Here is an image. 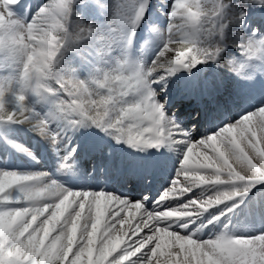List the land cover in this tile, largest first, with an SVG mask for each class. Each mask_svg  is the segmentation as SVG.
I'll return each instance as SVG.
<instances>
[{
  "label": "snow or ice",
  "instance_id": "6c2138e0",
  "mask_svg": "<svg viewBox=\"0 0 264 264\" xmlns=\"http://www.w3.org/2000/svg\"><path fill=\"white\" fill-rule=\"evenodd\" d=\"M74 4L75 0H45L28 20L18 17L14 9L18 7L26 14L30 6L21 0H0V34L23 29V40L11 45L9 60L15 62V51L23 50L29 69V54L43 52L47 62L36 86H32L31 71L20 90L0 81V122L27 124L54 148H66L64 130L51 126V119L59 113L73 128L94 125L117 142L133 147L171 148L182 143L185 150L170 186L152 201L151 209L146 207V193L133 199L103 188H68L46 172L0 168V180L4 181L0 190V264H132L131 258L137 254L143 255L138 264H264V232L241 236L224 232L207 240L192 234L197 226L193 219L201 222L207 210L241 198L264 183V101L239 119L226 117L215 131L199 139L165 110L169 103L168 76L180 68L191 70L198 63L223 60L225 50L199 47L206 19L211 38L226 43V47L232 45L229 40L247 41L248 58L264 57V32L253 33L245 27L248 9L264 11V0H214L210 16L204 13L201 0H174L166 13V29L151 28L160 48L150 63L137 64L128 58V68L92 80L61 72L58 64L63 54L76 46L67 35L63 44L28 39L30 33L39 38V28L45 27L46 19L54 18L58 26L67 28L75 17ZM152 7V0H124L120 35H109L105 48L111 50L117 42L125 48L130 46ZM189 8L198 15L190 24H181L180 13H187ZM183 19L187 21L189 16ZM230 26H240V31L230 34ZM185 30L197 38V46L191 51L176 48L181 42L176 34ZM53 31L49 30V39ZM5 46L0 43V48ZM232 64L231 71L244 67L235 61ZM29 93L56 97L53 114L42 115L30 106L26 102ZM14 147L35 159L24 145L15 143ZM75 151L72 147L65 161ZM163 163L140 164L127 173L126 179L148 183L152 170ZM69 167L67 162L61 165L62 169ZM198 186L215 190L181 203L180 198ZM37 187L44 192L54 190L55 194L35 200L28 190ZM218 219L211 216L208 223Z\"/></svg>",
  "mask_w": 264,
  "mask_h": 264
},
{
  "label": "rangeland",
  "instance_id": "374dc122",
  "mask_svg": "<svg viewBox=\"0 0 264 264\" xmlns=\"http://www.w3.org/2000/svg\"><path fill=\"white\" fill-rule=\"evenodd\" d=\"M44 2L45 0H21L22 4L30 7L26 14L20 9V12L17 13V16L25 17L26 19L30 20L32 13ZM173 2L174 0L167 1V3L169 4L167 11L170 9V5ZM232 2L236 3L237 0H232ZM17 9L18 7L15 8L14 11L16 12ZM74 9V16L77 13L82 14L86 22H93L98 26L99 30H103L105 28L106 23L112 14L111 0H106V6L103 8L97 6V4L93 2V0H88L85 5L75 3ZM255 11L261 14L264 18V11H261L259 8H255ZM168 19L169 18H167L164 26L160 28L166 29ZM246 29L251 32L254 28L246 27ZM238 31H240V26H230L229 28L230 34H234ZM147 35V27H145L141 23V25L136 30L135 37L133 38L130 46L125 48L119 42H117L113 44L111 50L107 52H105L101 48L99 42L81 41L75 47H72L70 50L66 51L63 54V59L60 61V70L65 75H75L80 79H87L91 75H93L97 69L110 67L112 64H114L117 57L127 56L132 61H144L150 63L151 60L155 57L156 52L160 48V41L155 46V48L149 50V48H147L145 45V36ZM233 39H235L234 35ZM222 57V61H208L198 63L196 66L192 67L191 70L180 68L175 73H172V75L174 77L173 80L175 81L179 77L180 79H183V82L179 83L177 89L179 91H183L184 96L188 99L190 98V95H188L190 93H186L185 90L192 77L199 76L205 73L208 74L212 79L213 86L215 85L220 96L219 105H221V108L215 109L217 115L216 117L222 116L223 112H227L228 114H226V117L231 118L233 114H231L232 110L236 109L237 113L238 111H240V108H246L251 105H255L254 107L258 106L259 104L256 103L257 100L264 101V57H254L246 59L242 57L238 49L233 47L232 45H228L226 47L224 53H222ZM233 58H235L238 65H244V67L240 68L239 72L230 71L227 67L222 66L226 62L233 60ZM216 72H220L222 74V82H224L225 85H223L222 82H220V84L217 82ZM14 75L15 68L13 66V62L9 60L7 63L0 64V79H10ZM254 82H258L260 93L257 94L256 92L253 95L247 94V91L252 89V84ZM262 84L263 86L261 87ZM170 89V92L172 94H175L176 86L173 87V84H171ZM202 91H206L207 93H209L207 89H204ZM243 92L246 95V100L244 103L240 104V102H237V99L240 98ZM26 102L30 106H34L36 111L41 113L42 115L50 116L54 112L57 100L56 97L51 95L41 97L29 93L27 95ZM192 104V101L189 102V106H192ZM175 106L176 104L172 102L169 97V103L165 106L167 115L174 116L176 120L180 118L182 123L187 120H191V122L193 123L190 132L193 133L195 132L199 124H201L202 128L206 131L209 128V125L212 124L216 118L215 116H212L211 118V116L209 115L210 112L211 114L213 113L211 107L205 108L203 113L201 110H198V112H187L183 114L184 116L178 117L179 108L176 109ZM183 106L185 107L186 105ZM184 107H181V109ZM200 115H203V119L201 120V122H194V120H196ZM193 125H195V130L193 129ZM51 126L57 131H60L61 129L65 131L68 129L70 131L69 136L76 134L78 136V140L70 143L67 140L69 138H64V144H66L67 147L65 148L63 147V145H57L56 148H54L48 140L33 132L30 126L27 124L17 123L14 121L0 122V132L4 133L3 137L0 135V168L16 169L18 171L24 172L34 171L35 169L30 167L32 165H38L40 167L47 166L51 170L66 173L67 170L65 168H61V165L63 163L67 162L70 163V165H72L73 167L78 168L80 166L79 156H76L74 154L79 153L80 151L83 152L84 155L86 154L87 150L84 148L81 149L82 137H84L86 134H90L95 140H97V138H99V136L105 132L104 130L97 128L94 125L79 126L77 128H73L69 121L63 117V114L59 113H56L55 117L51 119ZM62 135H64V133H62ZM113 139L115 138L113 136H110L106 132L104 139L100 140V147L98 148L99 152L101 151L100 153H102V151L106 148V145L112 142ZM15 143H19L30 149L35 159L25 154L24 152L18 151L14 147ZM72 147H76V151L72 154L73 159L69 160L68 158V160L65 161L64 157L72 149ZM183 151L184 148L178 145H176L171 150H169V148L166 149V153L170 152V154L165 158V160H162L164 163L160 171L167 173V177H170V175L172 174V165H170V160L174 158V165L178 166ZM96 156L97 154H94L93 160L87 159L86 163L93 164L94 162H96V160L94 159L96 158ZM175 158L177 159L175 160ZM119 163L116 164L118 165ZM102 164L103 163L100 164V167L101 170H104ZM135 166L138 167L139 165ZM121 171L122 170H120V172ZM104 172L106 175H110L113 171L106 169ZM174 173L176 174V172ZM126 189L131 190V188L129 187L125 188V192L122 191V196H127V194H129ZM150 193V191L147 193L148 198L150 196ZM256 196L251 198L248 202L246 201V197H243L242 199L235 202H227V204H225L221 208V210L230 212L228 216H224V214L219 215L217 212L209 213L205 218L218 216L219 219L216 220L215 223L208 228V232H210L211 234H213V232H216V234L218 235L227 232L230 235L237 236L255 235L264 232V227L258 228L259 223L264 224V191L261 192L257 197ZM233 205H235V207H233ZM244 215H247L251 219L255 220L254 223L257 222V224L255 225L253 223V228L251 229L246 226L241 227L240 217H243Z\"/></svg>",
  "mask_w": 264,
  "mask_h": 264
},
{
  "label": "bare ground",
  "instance_id": "6f19581e",
  "mask_svg": "<svg viewBox=\"0 0 264 264\" xmlns=\"http://www.w3.org/2000/svg\"><path fill=\"white\" fill-rule=\"evenodd\" d=\"M180 82H183V79L180 80ZM219 84L222 81H217ZM223 85H225L224 82H222ZM221 83V85H222ZM263 84L261 85V87ZM187 91L190 93V100L189 102H193L192 106H188L189 108H180L178 110V117L184 116V113L187 112H198V110H201L202 113L204 112L205 108L211 107L213 113L210 116H217L215 109L221 108V105H219V93L217 92V89L215 85L213 86V82L211 77L208 74H201L199 76H193L192 79L189 81L188 85L186 86ZM204 89H207L209 92V95H206V91H202ZM248 90V89H247ZM246 90V91H247ZM257 92V94L260 93V89L258 86V82H254L252 84V89L247 91V94L253 95ZM197 94V95H196ZM199 94V95H198ZM246 100V95L244 92L241 94L240 98L237 99V102L240 104L244 103ZM262 101L257 100V104H260ZM182 103V101H180ZM199 104V105H197ZM197 105V106H196ZM241 106V105H240ZM255 105H251L246 108H240V111L236 113V109L231 111V118L232 119H239L246 110H252ZM191 107V108H190ZM227 112H223L222 116L216 117L214 122L209 125V128L205 131L202 128V125L199 124L195 130V132H190L192 123L191 120H187L184 123H182L181 119L178 118L176 121L183 127L186 131L190 132L192 136L195 139L201 138V136L207 134L208 132L215 131L217 126H219L222 122L225 121ZM203 119V115H200L194 122H201ZM186 120V119H185ZM105 133H102L97 140H95L90 134H86L84 136V145L83 148L86 149V154L84 155L83 152L80 154H76V156H79L80 160V166L73 167L70 165L69 168H65L67 170L66 173H62L56 170H51L47 166L40 167L38 165H32L30 168L35 169L33 172H46L51 175V177L58 182L62 183L68 188H84V189H101L103 188L109 193L112 194H118L122 196V191L125 192V188L129 187L131 188V194H127V196L122 197H132L134 199H139L141 193H148L149 191L150 196L148 198V201L146 202V207L149 209L152 208V201L157 199L159 196L162 195L163 191L167 189L170 186V183L172 179L175 176L177 165H174V158L170 160V165H172L171 172L172 174L170 177H167L166 174L161 170L162 166L157 167L152 170L151 173V180L148 183H144L142 180H132L128 181L126 179L127 173L137 168L135 165H140V157L144 156L146 158V163L153 162V161H162L165 160L167 156H169L170 152L166 153V149L169 148L167 146H159V147H133L124 141L117 142L115 139L112 140V142L108 143L106 145V148L102 151V153H98L96 158V162L93 164H88L87 159L93 160L94 154L97 153V149L100 147V140L104 139ZM64 138L67 139V135L64 136ZM74 138H77L75 136ZM65 143V139L63 141ZM176 145L182 146L185 150V145L182 143L174 144L169 150L173 149ZM137 148H140L137 150ZM137 150L139 153L138 157H135L134 150ZM176 156V155H175ZM182 157V155H181ZM69 160H72V155L68 157ZM177 158H175L176 160ZM172 161V162H171ZM120 162V163H119ZM102 164L103 169L101 170L100 164ZM116 163H119L118 165ZM88 164V165H87ZM27 168V167H26ZM25 168V169H26ZM28 169V168H27ZM109 169L113 171L110 175L105 174V170ZM120 170H122L120 172ZM94 181V182H93ZM215 189L209 188L208 186H198L193 189L192 192L186 194V196L181 197L180 201L183 203L186 199H191L192 197L199 196L201 193H204L205 195L208 193V191H214ZM126 191H129L126 189ZM264 191V183L257 184L252 190H250L245 196L246 201L248 202L251 198L258 196L261 192ZM256 196V197H257ZM241 198H235L232 200L233 202L242 199ZM227 204V202L222 203L221 205L215 206L212 209L207 210V212L203 213L201 215L200 221L197 222L195 219H193V223H196V229H192V234L194 235V238L199 239H213L218 234L216 232H213L211 234L208 232V228L212 226L213 223L209 224L208 219L205 218L209 213L211 212H217L219 215L221 212L224 216H228L230 212H226V210H221V208ZM173 206H175V202H173ZM181 219V218H177ZM255 220L251 219L249 216L244 215L243 217H240V225L246 226L249 229L253 228V223ZM255 225L257 222L254 223ZM264 227L263 223H259L258 228ZM184 234H187L186 231ZM132 264H138V261L143 259L142 254H137L136 257L131 258ZM125 264H129V262H125Z\"/></svg>",
  "mask_w": 264,
  "mask_h": 264
},
{
  "label": "clouds",
  "instance_id": "9594fccd",
  "mask_svg": "<svg viewBox=\"0 0 264 264\" xmlns=\"http://www.w3.org/2000/svg\"><path fill=\"white\" fill-rule=\"evenodd\" d=\"M88 2V0H75V3H79L80 5H85ZM97 6L103 8L106 6V0H93ZM177 3H179V0H176ZM203 11L207 16H210L213 14V5L214 0H201ZM124 4V0H111V16L108 19L106 26L103 30H99L98 26L95 25L93 22L88 21L86 22L82 16V14L77 13L74 17V19L71 21V23L68 25L67 28H64L62 26H58L54 22V18L49 20L46 19L43 21V24L45 27L39 28V32L41 35L39 38L37 35L30 33L28 36L29 40H37L40 44H49L53 41H65L66 35L68 38H70L72 41L76 42V45L81 41H94L99 42L101 48L107 52L110 51L109 49L105 48V44L108 41L109 35L112 37H119L120 31L122 28V23L120 20V16L123 15V12L121 11V6ZM185 15L189 16V19L186 21L183 19ZM198 14L195 12H192V10L189 8L187 13H180L181 16V24H190L193 17H196ZM0 21H3V16H0ZM210 27V25L207 23V19L205 20V23L202 25V28L204 31L201 32L199 37V47L205 50H211L216 51L217 49L225 50L226 49V43H221L220 40L211 38L208 33L207 29ZM55 29L51 33V39H49V30ZM259 29L254 28L253 33H256ZM23 29L21 27L16 28L14 31L5 32L3 34H0V43L6 45L5 47L0 48V56L6 57L9 59V56L13 54L10 49L11 45L16 41H22L23 36L21 35ZM181 42L176 44L177 49H185L187 51H191L192 48L197 46V38L195 35H189L188 30L178 32L176 34ZM227 43H231L233 47L237 48L238 51L241 53V56L244 58H248L251 53L247 50V41L241 42L239 40L233 42L231 40L227 41ZM243 43L244 47H241L240 44ZM115 44V43H113ZM27 47H32L31 45H27ZM15 62H13V66L15 68V75L10 79H0L5 85L11 84L13 89L20 90L26 83V73L31 71V77H32V86H36L38 83H40V73L42 68L47 67V62L44 60V53L43 52H37L36 54H29L27 57V60L32 62V67L29 69V64L25 62L24 59V53L23 50L15 51ZM63 59V56L61 60ZM60 60V61H61ZM128 60L127 56L123 57H117L114 64H112L108 68H101L97 69L96 72L91 75L87 79H80V80H92V79H102L105 73L109 74H115L116 72L122 70L123 68H128V65L126 64V61ZM60 61L58 66L60 67ZM232 61H235V58L233 60L226 62L222 66L227 67L230 71L233 67ZM137 64L145 63L144 61H136ZM237 63V62H236ZM71 76V75H67ZM4 181L0 180V190L3 189ZM28 191H30L33 195V198L35 200H39L41 196H53V191L44 192L40 188H31Z\"/></svg>",
  "mask_w": 264,
  "mask_h": 264
},
{
  "label": "trees",
  "instance_id": "16d2710c",
  "mask_svg": "<svg viewBox=\"0 0 264 264\" xmlns=\"http://www.w3.org/2000/svg\"><path fill=\"white\" fill-rule=\"evenodd\" d=\"M152 4L154 5V7L149 9L150 11L147 14L145 23L155 25L156 27H160L166 23V19L163 16L165 13L164 11H166L167 9L166 0H152ZM248 13L249 15L246 18L247 20L246 25L248 27L257 25V27L261 28L263 26V23H262V18L259 16V14H252L250 9H248ZM156 43H157V39L155 36L152 39L149 38L147 41V45L150 47L155 46ZM5 59L7 58L0 56V62H2Z\"/></svg>",
  "mask_w": 264,
  "mask_h": 264
}]
</instances>
